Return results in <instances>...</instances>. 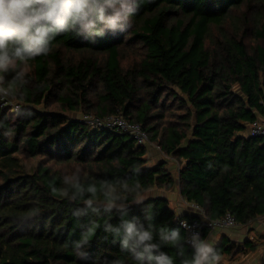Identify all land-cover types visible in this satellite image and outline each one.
Segmentation results:
<instances>
[{"label":"trees","instance_id":"16d2710c","mask_svg":"<svg viewBox=\"0 0 264 264\" xmlns=\"http://www.w3.org/2000/svg\"><path fill=\"white\" fill-rule=\"evenodd\" d=\"M25 71L27 84L9 89L22 108H0L14 133L0 134V264H81L70 247L80 236L77 203L64 183L74 173L82 184L139 185L145 195L177 183L211 220L230 213L246 225L264 216V139L249 132L264 118V0H143L128 32L94 44L61 34ZM73 113L141 124L178 173L167 160L150 164L148 146L128 133L93 129ZM32 158L28 168L24 159ZM146 196L158 225L204 219L176 218L169 199ZM144 205L130 214L143 219ZM210 231L204 223L203 235ZM105 236L96 230L90 257L123 264ZM263 244L223 237L215 248L219 259ZM164 251L175 255L171 246Z\"/></svg>","mask_w":264,"mask_h":264},{"label":"clouds","instance_id":"9594fccd","mask_svg":"<svg viewBox=\"0 0 264 264\" xmlns=\"http://www.w3.org/2000/svg\"><path fill=\"white\" fill-rule=\"evenodd\" d=\"M143 0H0V97L28 82L25 66L38 56H47L53 41L65 33L95 43L109 33H126L133 28ZM0 134L12 138L13 129L0 119ZM65 195L77 203L72 215L80 222V236L70 242L81 264H121L120 259H92L88 249L98 228L105 239L119 245L123 264H217L215 240L193 231L184 220L180 226L158 225L157 213L144 205L147 196L139 185L118 190L114 184H82L79 175L65 177ZM133 205H144L143 219L131 215ZM179 218L186 208L169 204ZM200 215H204L202 212ZM119 217L118 222H113ZM182 228L190 234L184 236ZM187 245L192 251L187 250ZM175 249V255L164 251Z\"/></svg>","mask_w":264,"mask_h":264},{"label":"crops","instance_id":"0c3cea01","mask_svg":"<svg viewBox=\"0 0 264 264\" xmlns=\"http://www.w3.org/2000/svg\"><path fill=\"white\" fill-rule=\"evenodd\" d=\"M147 156L150 160V164L167 160L171 170L175 171V174L178 173V165H175L178 164L176 160L171 158L167 159L157 145H148ZM150 192H152V195L166 197L170 200V203L176 205L177 208H186L183 214L202 217V215L199 214L202 210L194 203H190L182 197L177 183L175 187L170 190L154 189ZM208 236L210 239L215 240V245L219 243L223 237L229 238L231 242L237 245H244L249 240L255 242L260 239V243L264 242V216L246 225L238 224V226L232 228L213 229L209 232ZM217 264H264V244L252 251L225 254L217 260Z\"/></svg>","mask_w":264,"mask_h":264},{"label":"built area","instance_id":"2783aa9c","mask_svg":"<svg viewBox=\"0 0 264 264\" xmlns=\"http://www.w3.org/2000/svg\"><path fill=\"white\" fill-rule=\"evenodd\" d=\"M4 105H10L14 107V112L19 111L22 108V104L14 98L13 95L4 98L0 97V107ZM78 119L93 129L98 130H110L114 132H126L131 137L135 138L139 145H151L148 133L143 129L139 123L129 122L122 114H112L107 116H95L89 113H83ZM249 132L252 136H259L264 139V118L253 121L249 126ZM192 227L193 231H199L203 235L204 223L210 226L211 230L217 228H232L238 226V222L235 217L228 213L224 219L211 220L204 216V219H183ZM187 236L190 234L186 231Z\"/></svg>","mask_w":264,"mask_h":264},{"label":"rangeland","instance_id":"374dc122","mask_svg":"<svg viewBox=\"0 0 264 264\" xmlns=\"http://www.w3.org/2000/svg\"><path fill=\"white\" fill-rule=\"evenodd\" d=\"M15 98V97H14ZM16 99V98H15ZM17 100V99H16ZM0 108H2L3 110H5L6 112H7V114H9V115H11V112H13L14 111V107H10V105H4L3 107H0ZM54 109H56L57 110V107H56V105H54V107H53ZM71 115V114H70ZM81 115H82V113H78V114H75V113H73V116H74V118H76V117H81ZM37 158H39V159H41V157H37ZM37 158H32V159H28V160H25L24 159V161H25V163H26V166L28 167V168H32L35 164H36V162H37ZM63 167V166H62ZM152 192H147L146 193V195H152L151 194ZM205 215H203V217H204Z\"/></svg>","mask_w":264,"mask_h":264}]
</instances>
